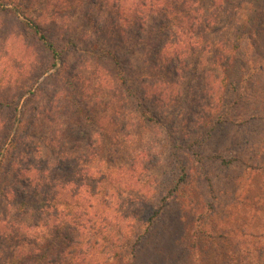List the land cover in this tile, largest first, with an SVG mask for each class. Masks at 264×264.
<instances>
[{
    "label": "rangeland",
    "instance_id": "374dc122",
    "mask_svg": "<svg viewBox=\"0 0 264 264\" xmlns=\"http://www.w3.org/2000/svg\"><path fill=\"white\" fill-rule=\"evenodd\" d=\"M204 6L209 28L202 29L195 58L187 60L189 70L173 78L180 84L179 100L167 106L147 102L154 112L162 113L161 118H167L168 129L165 124L134 128L131 116L128 123L126 118L123 121L130 128L118 126L122 134L112 150L110 173V167L99 165L98 176L109 175L112 182L102 181L104 192L108 197L114 192L110 197L114 209L103 212L114 216V223L134 212L136 225L143 219L142 212L166 194V207L141 248L142 257L153 264H264V0H216L214 6L205 0ZM16 7L24 9L60 49L66 50L61 78L53 76L59 64L49 69L48 52L25 35L22 17L14 12ZM112 15L109 6L92 5L91 0H0V104H72L74 95L63 82L66 78L80 88V103L108 100L114 89L105 76L112 75V69L107 64H93L86 52L95 40L99 46H109V40L117 39L107 27ZM96 30L101 31L98 36ZM91 37L94 41L90 44ZM214 44L220 45L221 53L214 52ZM231 44L233 58L228 63L221 57L229 55L223 47ZM131 56L133 62L140 57L138 52ZM217 84L220 89L215 104H210ZM11 113L0 109V128L10 121ZM58 117L57 124H61L69 116ZM215 120L221 123L212 129ZM44 121L40 117L36 124ZM10 131L14 134L15 127ZM31 136L48 138L50 134L41 125L32 129ZM32 145L33 149L27 144L28 151L39 149L40 154H46L44 146ZM22 154V150L17 152L7 178L11 179L14 171L25 175L27 162ZM218 155L234 161L221 164ZM48 157L50 160L51 154ZM176 158L186 164V178L176 191H170ZM5 163L0 167V182ZM11 209L9 199L0 198V216L8 218ZM122 233L129 235V240L136 229L124 227ZM122 242L126 244L125 237ZM114 252H119L118 247ZM9 254L7 243H0V264ZM16 255L27 257L25 252ZM98 256L96 253V259ZM25 263L14 260L12 264Z\"/></svg>",
    "mask_w": 264,
    "mask_h": 264
},
{
    "label": "trees",
    "instance_id": "16d2710c",
    "mask_svg": "<svg viewBox=\"0 0 264 264\" xmlns=\"http://www.w3.org/2000/svg\"><path fill=\"white\" fill-rule=\"evenodd\" d=\"M215 1L210 0V5L214 6ZM91 4L109 6L113 13L107 27L112 28L109 34L114 32L117 39L109 40V46H99L98 40L93 42L91 37L88 43H93L86 56L93 64H107L112 69V75L105 76V80L114 94L102 104H82L77 100L80 88L66 78L63 82L74 95L72 104H0V109L12 112L10 121L0 128V167L6 162L0 198L9 199L12 208L8 218L0 216V243L6 242L10 249L4 264H12L14 260L25 264H112V261L113 264H153L140 252L166 207V194L157 205L142 212L141 223H133L136 216L131 211L126 214L129 218L114 223V216L104 215L105 210L114 209L110 198L114 192L108 197V192H104L105 184H101L104 180L110 181V176L107 178L103 173L98 176L99 165L110 167V173L114 159L112 150L120 143L118 136L122 134L118 126L130 128L127 124L130 116L134 119V128L165 124L168 129L167 118H161L162 113L154 112L147 102L167 106L179 100L180 84L173 78L180 71L189 70L187 60L195 58L204 34L202 29L209 28L207 17H203L205 0H101L100 3L91 0ZM19 9L22 8L16 7L14 12L22 17L25 35L33 37L48 52L49 69L59 64L53 76L61 78L66 50L60 49L24 9ZM100 33L96 30L95 35ZM217 45L213 47L218 54L222 50ZM233 48L232 44L224 46V53L229 55L222 54L221 59L229 63ZM134 52L140 56L135 62L131 56ZM218 60L217 56L213 59L217 66ZM218 84L210 104H215ZM59 115L69 117L57 124ZM40 117L45 120V125H41L49 132L48 138L31 136L32 129L41 126L36 124ZM125 118L127 123L123 122ZM220 123L215 120L212 129ZM13 127L21 133L19 137L16 131L14 134L10 131ZM33 142L34 147L44 146L46 154H40L39 149L36 153L28 151L27 144L33 149ZM55 148L58 151L54 152ZM4 150H7L5 155ZM19 150L25 152L22 154L27 162L24 173L30 174L19 176L14 171L9 179V169H13L12 161L18 158ZM48 154L52 156L50 160ZM217 158L224 165L234 161L224 155ZM175 163L176 175L170 191H176L186 178V164L181 158H176ZM18 185L23 187L19 189ZM43 187L45 192H41ZM166 191L168 193L169 186ZM124 227L131 231L136 229L135 236L129 240V235L123 236ZM123 237L127 241L125 245ZM114 247H118L117 254ZM20 252H25L27 257L24 255L21 259L22 256L16 255Z\"/></svg>",
    "mask_w": 264,
    "mask_h": 264
}]
</instances>
